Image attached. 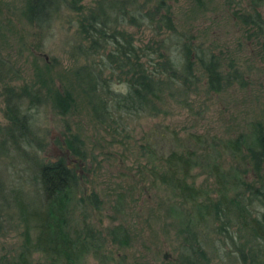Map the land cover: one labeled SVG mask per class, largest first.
Here are the masks:
<instances>
[{
  "label": "rangeland",
  "instance_id": "1",
  "mask_svg": "<svg viewBox=\"0 0 264 264\" xmlns=\"http://www.w3.org/2000/svg\"><path fill=\"white\" fill-rule=\"evenodd\" d=\"M101 1L107 5L118 0H82L81 6L96 9ZM261 1L257 10L264 20ZM25 2L0 0V129L7 124L3 114L8 86L20 105L18 117L24 114L29 122L22 156L12 147L0 146V154L8 153L0 159L3 190L14 187L30 209L41 207L40 187L33 180L36 167L62 160L75 179L69 231H79L86 223L97 232L101 248L98 254L86 256L83 264H182L176 250V219L170 211L186 207L157 179L166 172L158 159L172 148L195 151L192 179L213 189L204 170L208 160L216 159L223 167L238 162L220 143L234 138L249 120L264 118V94L256 82L263 66L259 47L233 16V10L249 12L251 0H164L176 30L201 40L219 55L223 71L230 72L227 64H234L250 82L244 87L229 84L220 93H207L201 86L186 103L164 96L156 115L125 120L116 129L95 120L87 95L76 83L75 70L84 61L74 49L78 42L74 12L60 11L48 26L36 28L24 18ZM157 2L136 0L147 7ZM129 29L143 43L150 38L146 28ZM65 91L73 99L66 109L56 105L55 95ZM70 134L77 138L73 145L79 147V154L66 146ZM148 145L154 154L146 151ZM14 224L0 227V258L5 263L16 258L22 243L20 226ZM29 257L32 264L46 260L39 252Z\"/></svg>",
  "mask_w": 264,
  "mask_h": 264
},
{
  "label": "trees",
  "instance_id": "2",
  "mask_svg": "<svg viewBox=\"0 0 264 264\" xmlns=\"http://www.w3.org/2000/svg\"><path fill=\"white\" fill-rule=\"evenodd\" d=\"M163 1L158 0L155 7L136 0L112 1L108 6L101 1L96 9L88 10L81 6L82 0H26L23 15L38 28L48 26L60 11L74 12L78 18L74 49L84 61L75 70L76 83L87 95L95 120L116 129L125 120L156 115L159 105L165 103L164 96L186 103L201 86L207 93H220L229 84L244 87L250 82L234 64H227L230 72L223 71L219 55L201 40L176 30L170 6ZM262 2L251 0L249 12L241 8L233 10V16L241 29L253 34L259 47L263 66L256 82L264 94V20L257 10ZM110 10L113 12L108 13ZM129 28L140 32L146 28L150 38L143 43ZM11 88L5 90L7 124L0 129V146L21 154L29 122L24 114L18 117L20 105ZM56 93V105L66 109L72 94ZM243 129L220 143L227 155L238 159L237 164L223 167L213 159L204 167L213 189L198 186L192 179L195 151L172 148L157 158L166 169L157 179L186 207L170 211L176 219V250L182 264H264V118L249 120ZM75 140L70 134L65 143L79 154ZM146 151L154 154L151 145ZM7 155L2 151L0 159ZM33 180L38 181L41 192V207L33 209L21 191L14 187L4 191L0 184V223L16 222L22 236L16 258L5 263L1 257L0 264H32L29 256L34 252L45 257L43 264H83L86 256L98 254V234L86 223L79 231H69L73 171L57 160L38 165Z\"/></svg>",
  "mask_w": 264,
  "mask_h": 264
}]
</instances>
